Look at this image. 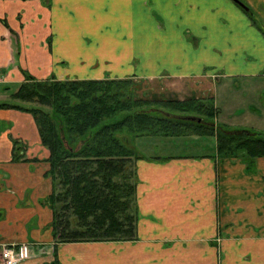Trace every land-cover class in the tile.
Masks as SVG:
<instances>
[{"label": "crops", "instance_id": "0c3cea01", "mask_svg": "<svg viewBox=\"0 0 264 264\" xmlns=\"http://www.w3.org/2000/svg\"><path fill=\"white\" fill-rule=\"evenodd\" d=\"M246 1L264 17V0ZM241 9L232 0H0V104L15 102L26 75L131 78L148 98L212 99L215 122L235 128L243 113L231 82L246 78L244 119L257 121L264 33ZM212 137L206 154L136 160V239L61 243L36 122L0 108V246L24 251L18 264H264V156L249 170L221 158Z\"/></svg>", "mask_w": 264, "mask_h": 264}, {"label": "trees", "instance_id": "16d2710c", "mask_svg": "<svg viewBox=\"0 0 264 264\" xmlns=\"http://www.w3.org/2000/svg\"><path fill=\"white\" fill-rule=\"evenodd\" d=\"M138 88L131 78L26 75L12 94L15 102L0 104L31 113L49 151L53 191L45 202L57 242L136 239L135 162L143 157L132 146L136 138L214 136L221 158H240L249 170L264 156V133L221 126L212 99L148 98Z\"/></svg>", "mask_w": 264, "mask_h": 264}, {"label": "rangeland", "instance_id": "374dc122", "mask_svg": "<svg viewBox=\"0 0 264 264\" xmlns=\"http://www.w3.org/2000/svg\"><path fill=\"white\" fill-rule=\"evenodd\" d=\"M235 4H237L240 8H242L238 3L232 0ZM242 3L249 8L246 0H240ZM250 5V4H249ZM251 6V5H250ZM242 10V9H241ZM248 19H250L255 26H257L258 31L264 33V17L263 15L257 11L253 6L250 7V11L247 13L243 12ZM240 52L242 54L245 53V49L241 48ZM139 84V88L136 89V94L142 96V90H145L146 84H143L137 81ZM250 80L246 78H236L231 82L235 90L240 94V98L237 100L238 104L237 108L240 110L238 113L242 112L243 114L238 116L239 121L234 122L235 128H247L256 132L264 133V116H258L257 121H246L247 111L246 104H252V96L248 94V91H244L246 88V84L251 85ZM264 84V80L262 81ZM142 87V89H140ZM262 98V106L258 102H254V111L259 109L264 112V87L258 91ZM9 102V101H8ZM250 110H253V107H250ZM219 124L221 126L230 127L229 125L223 124L221 122V118L219 119ZM213 137L209 135H186V136H177L173 138L162 137V136H144L142 138H136L133 141V148L135 152L141 156H170V155H202L206 154L210 147L213 145Z\"/></svg>", "mask_w": 264, "mask_h": 264}, {"label": "built area", "instance_id": "2783aa9c", "mask_svg": "<svg viewBox=\"0 0 264 264\" xmlns=\"http://www.w3.org/2000/svg\"><path fill=\"white\" fill-rule=\"evenodd\" d=\"M25 257V253L22 256V250H16L13 245L3 244L0 246V264H18Z\"/></svg>", "mask_w": 264, "mask_h": 264}, {"label": "water", "instance_id": "95a60500", "mask_svg": "<svg viewBox=\"0 0 264 264\" xmlns=\"http://www.w3.org/2000/svg\"><path fill=\"white\" fill-rule=\"evenodd\" d=\"M236 3H238L244 10H248L249 8L246 7V5L244 3H242L240 0H234Z\"/></svg>", "mask_w": 264, "mask_h": 264}, {"label": "clouds", "instance_id": "9594fccd", "mask_svg": "<svg viewBox=\"0 0 264 264\" xmlns=\"http://www.w3.org/2000/svg\"><path fill=\"white\" fill-rule=\"evenodd\" d=\"M24 255L23 251H22V256Z\"/></svg>", "mask_w": 264, "mask_h": 264}]
</instances>
